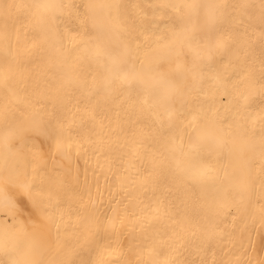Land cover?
I'll return each instance as SVG.
<instances>
[{"label":"bare ground","instance_id":"obj_1","mask_svg":"<svg viewBox=\"0 0 264 264\" xmlns=\"http://www.w3.org/2000/svg\"><path fill=\"white\" fill-rule=\"evenodd\" d=\"M0 0V264H54L47 15Z\"/></svg>","mask_w":264,"mask_h":264},{"label":"snow or ice","instance_id":"obj_2","mask_svg":"<svg viewBox=\"0 0 264 264\" xmlns=\"http://www.w3.org/2000/svg\"><path fill=\"white\" fill-rule=\"evenodd\" d=\"M29 7L47 15L50 21L48 31L54 38L58 39L61 36L64 39L68 38L69 33L66 28L61 32L62 18L65 15L64 9L74 6L64 5L63 3L57 2V0H36ZM115 7L119 10L121 6L116 5ZM175 7L182 13V37L190 51L194 55H199L200 49L198 45L202 39H210L211 32L217 22V13L220 6L212 3L211 0H185V3L176 5ZM119 27L123 28V25H119ZM73 51L74 49L71 48L64 50V61L68 65L72 63ZM103 54L107 58V63L102 64L105 70L101 85L102 89H115L118 84L120 87L126 88L129 93L134 89H138L144 95L143 102L145 104H148L151 100L152 106H162L166 108V111L168 110L167 105H170L173 97L178 94V89H173L172 96L161 94L158 90L149 86V80L154 77L142 71L128 69L125 66V62L119 59L116 54L111 52H104ZM261 94L264 95V86H262ZM188 140L192 150H196L204 143V138L195 131L189 134Z\"/></svg>","mask_w":264,"mask_h":264}]
</instances>
